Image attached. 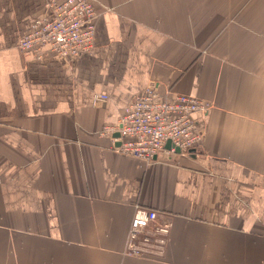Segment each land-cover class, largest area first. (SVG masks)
<instances>
[{"label": "crops", "instance_id": "obj_1", "mask_svg": "<svg viewBox=\"0 0 264 264\" xmlns=\"http://www.w3.org/2000/svg\"><path fill=\"white\" fill-rule=\"evenodd\" d=\"M52 1L0 0V264H264V0H93L89 53L27 58ZM149 87L212 103L198 153L102 134Z\"/></svg>", "mask_w": 264, "mask_h": 264}, {"label": "built area", "instance_id": "obj_2", "mask_svg": "<svg viewBox=\"0 0 264 264\" xmlns=\"http://www.w3.org/2000/svg\"><path fill=\"white\" fill-rule=\"evenodd\" d=\"M99 17L93 0H55L49 3L45 16L34 21L20 43L27 57L44 61L59 57L73 63L82 54L93 49L96 21ZM107 96L96 97L105 103ZM211 102L187 94H162L155 87L139 93L121 115L117 126L105 127L102 134L116 132L120 137L116 150L151 164L160 155L189 154L199 149L204 139L201 125L212 109ZM170 142V148L166 145ZM155 210L138 208L130 229V252L141 255L137 242L144 231L157 220ZM169 232L168 227L159 230ZM145 241H149L145 238Z\"/></svg>", "mask_w": 264, "mask_h": 264}, {"label": "water", "instance_id": "obj_3", "mask_svg": "<svg viewBox=\"0 0 264 264\" xmlns=\"http://www.w3.org/2000/svg\"><path fill=\"white\" fill-rule=\"evenodd\" d=\"M120 137V133L119 132H116L115 134H114V138H119ZM170 142H168L167 143V145H166V148L167 149H169L170 148ZM117 146H119V143H117ZM199 152V149H191L190 151H189V154H196V153H198ZM177 153L178 154H180L181 153V151L178 149L177 150Z\"/></svg>", "mask_w": 264, "mask_h": 264}]
</instances>
